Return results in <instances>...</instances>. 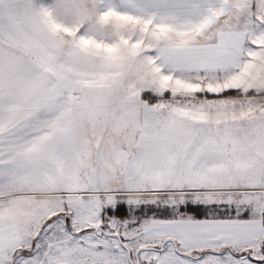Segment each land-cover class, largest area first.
I'll use <instances>...</instances> for the list:
<instances>
[{
  "label": "snow or ice",
  "instance_id": "6c2138e0",
  "mask_svg": "<svg viewBox=\"0 0 264 264\" xmlns=\"http://www.w3.org/2000/svg\"><path fill=\"white\" fill-rule=\"evenodd\" d=\"M0 264H264V0H0Z\"/></svg>",
  "mask_w": 264,
  "mask_h": 264
}]
</instances>
